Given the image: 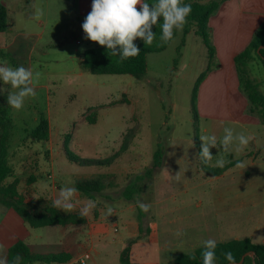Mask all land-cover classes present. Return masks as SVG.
Segmentation results:
<instances>
[{"label":"rangeland","instance_id":"rangeland-1","mask_svg":"<svg viewBox=\"0 0 264 264\" xmlns=\"http://www.w3.org/2000/svg\"><path fill=\"white\" fill-rule=\"evenodd\" d=\"M28 1L44 11L43 29L33 24L43 31L42 38L29 37L26 43L18 38L9 56L12 61L4 58L8 66L14 63L41 73L36 96L27 98L20 110L0 104L12 123L8 164L18 180V192L32 207L40 208L52 203L61 188L74 187L77 181L96 180L101 187L91 192L92 199L77 190L76 207L62 211L80 214L88 200H95L97 206L86 224L37 228L35 234L42 239L29 248L39 255L60 254V241L69 240L78 247L77 258L91 247L86 264H119V252L127 241L140 237L131 248V262L173 264L174 254L191 253L207 239L251 238L252 243L261 244L264 125L218 119L227 114V101L218 87L206 94L200 86L221 63L206 56L194 28L189 27L184 37V28L177 30L164 51L147 54L142 78L92 75L80 68L79 58L84 50L100 45L84 38L76 21L75 0ZM246 75L264 93V65L257 58L247 63ZM224 76V72L219 76L221 81ZM0 86L15 91L2 81ZM212 101L213 106L208 103ZM245 108L242 113L247 115ZM91 116L94 123L88 122ZM40 118L48 122V138L33 142L29 133ZM223 127L254 139L239 154L220 153L245 168L234 165L217 177L213 171L218 167L213 165L222 147L210 149L214 158L205 164L199 156V137L214 134L219 142ZM158 144L163 151L161 167L136 182L133 201L120 198L134 176L151 167ZM178 172L179 181L174 179ZM137 200L150 204L149 211H141ZM107 207L113 213L106 218ZM126 225L136 229L135 237L130 238ZM99 226L100 244L84 234L97 235ZM177 231L183 235L177 236Z\"/></svg>","mask_w":264,"mask_h":264},{"label":"trees","instance_id":"trees-1","mask_svg":"<svg viewBox=\"0 0 264 264\" xmlns=\"http://www.w3.org/2000/svg\"><path fill=\"white\" fill-rule=\"evenodd\" d=\"M227 0H183L184 4H190L192 11L186 18V23L183 26L184 36L194 28V34L201 38L207 50V56L212 59L214 48L210 42V29L208 27L209 18L217 12L222 3ZM150 7L156 0H147ZM7 11L3 6H0V32L8 29L6 15ZM163 23V18H158L157 25H154L152 31L156 34V38L151 45H146L143 40L134 42L140 49V54L135 57L121 60L119 56H113L106 46H94L82 52L79 65L80 68L89 72L92 75H129L134 78H142L146 73V56L150 53L162 52L166 49L169 42L164 43L160 37L162 35L160 25ZM177 30H174L173 38ZM253 58H257L264 65V23L255 31L251 41L247 47L237 54L233 61L237 71L239 88L246 99L245 112L247 115L255 117L260 124L264 125V93L259 91L257 83L247 77V63ZM13 67H17L12 63ZM95 118H88L89 123H94ZM11 119L7 115L5 107L0 105V204L5 205L15 211L21 220L30 228L51 227L54 225H80L85 222V218L78 213L63 214L58 208L53 207L49 203L40 208L32 207L29 202L18 193V180L13 178L12 181L6 182L12 176L11 167L8 164V149L11 134ZM48 122L40 118L37 125L29 133V138L33 142L46 141L48 138ZM68 138L66 136L64 150H66ZM125 149V146L122 147ZM163 151L160 144L153 153L152 165L147 168L142 175L134 176L133 180L126 185L122 190L120 198L133 201L137 192V181H143L150 176L155 169H159L162 164ZM71 162L79 164V161L71 160ZM239 161H230L223 168H217L213 171V175L218 176L228 168L236 165ZM33 180V179H32ZM74 187L86 195L88 198H93L91 192H99L101 190L98 181L84 180L77 181ZM140 237L129 239L126 245L119 252V264H138L131 262L130 253L131 247ZM203 246L196 248L191 253H178L173 256V264H202L201 253ZM231 252L235 262L237 263L245 253H253L252 257L245 256L241 264H264V244H254L249 238L228 240L217 242L216 248V264H229L225 259L224 253ZM21 256V264H66L71 260V255L68 253L39 255L34 253L23 241L18 240L12 244L6 253L9 264L13 257ZM195 256V259L189 257ZM74 264H79L75 262Z\"/></svg>","mask_w":264,"mask_h":264},{"label":"clouds","instance_id":"clouds-1","mask_svg":"<svg viewBox=\"0 0 264 264\" xmlns=\"http://www.w3.org/2000/svg\"><path fill=\"white\" fill-rule=\"evenodd\" d=\"M139 5V10L137 6ZM192 7L184 4L183 0H156L151 4L147 0H92L91 11L86 16L82 29L85 39L106 46L113 56H119L121 60L138 56L140 49L134 44L136 38L142 39L146 45H151L156 38L152 28L157 25L158 18H163L160 25L162 35L160 39L167 43L173 39L174 30H182L186 23V18L190 15ZM44 15L40 6H35L33 18L39 21ZM41 73L35 72L24 66L11 67L7 61L0 62V81L7 88H0V92H7V103L10 107L20 110L29 97H35V84L38 83ZM224 135L217 140L216 135H201L202 141L199 156L205 164L213 161L214 156L210 149L221 148L222 151L215 159L213 167L223 168L226 163H230L220 153L235 151L237 154L243 151L254 139L252 135L243 132H235L230 127H223ZM237 168L244 169L245 165L238 162ZM174 179L180 180V173H176ZM77 192L75 187H63L60 189L57 198L53 201V207L65 213L71 212L77 201L74 196ZM95 200H88L80 210L81 217H87L96 208ZM137 206L143 212H148L151 205L137 200ZM113 209L107 207L106 218L111 216ZM177 236L183 235L180 231ZM217 242L214 239L203 241L202 264H216ZM225 259L229 264H236L231 252L224 253ZM195 259V256L189 257ZM21 256L13 257L11 264H21ZM0 264H9L6 255H0Z\"/></svg>","mask_w":264,"mask_h":264},{"label":"crops","instance_id":"crops-1","mask_svg":"<svg viewBox=\"0 0 264 264\" xmlns=\"http://www.w3.org/2000/svg\"><path fill=\"white\" fill-rule=\"evenodd\" d=\"M25 1L27 5H24L23 0H0V6H3L7 11L6 18L9 26L7 30L0 32V62L5 61L4 57L6 56L12 61L9 56L13 55L11 49L13 45L17 43L18 38H22L24 42L29 37H36L37 39L42 38L43 31H37L35 26L42 27L43 29L44 22L42 19L37 21L33 18L35 8L34 6L28 5V0ZM91 5L92 0H75L76 21L81 29L86 16L91 11ZM137 8L139 10V5ZM262 23H264V0H227L221 4L215 15L209 18L208 27L210 29V42L214 48L212 59L220 62L221 67L206 77L205 81L200 86V92L205 88L207 94L209 89L215 86L219 88L221 91L220 95L222 98L224 96L223 100L227 101L229 109L224 117L218 119L230 120L248 125L260 124L257 118L242 113L246 105V99L241 93H236L239 82L233 59L247 47L253 34ZM33 24H35V26ZM182 34L184 37V33ZM140 40L142 39L136 38L134 42ZM76 44H79V41H76ZM223 72L225 76L221 81L219 76L222 75ZM201 97L202 96H200V99ZM6 98V94L0 92V104L7 103ZM208 103L213 106V101ZM222 174L217 177L222 176ZM11 177L15 178L13 175ZM239 199H243V196H239ZM60 211L62 212V210ZM84 218L85 222L80 225H84L88 222L86 217ZM99 219L96 220L98 225H100ZM70 226L76 225H54L51 227L70 228ZM34 230L35 228L27 226L13 209L0 204V255H6L8 248L18 240L23 241L28 247H30V243L36 245L35 241L37 239H42V237L36 235ZM127 230L129 231L130 238L135 237L136 229H133V227H127ZM150 233L151 229L149 230V234ZM84 234H88V238H91L92 240L93 238H97L98 244H100V226L97 235H95V233L92 235L91 232H86ZM233 240L238 239L234 238ZM60 243L62 253H68L71 255V260L66 264H74L81 258V256L85 253L89 255V252L91 251L90 247L89 250H84L85 252L77 258L78 247L77 245H74V242L65 240L63 242L60 241ZM94 243L95 242L91 241V246H93ZM135 244H133L132 247ZM261 244H264V239L261 240Z\"/></svg>","mask_w":264,"mask_h":264},{"label":"built area","instance_id":"built-area-1","mask_svg":"<svg viewBox=\"0 0 264 264\" xmlns=\"http://www.w3.org/2000/svg\"><path fill=\"white\" fill-rule=\"evenodd\" d=\"M88 258H89V255L85 253L83 256H81V258L77 262L79 264H86V261L88 260Z\"/></svg>","mask_w":264,"mask_h":264},{"label":"water","instance_id":"water-1","mask_svg":"<svg viewBox=\"0 0 264 264\" xmlns=\"http://www.w3.org/2000/svg\"><path fill=\"white\" fill-rule=\"evenodd\" d=\"M245 256L252 257L253 253H245L236 264H241L243 262V259H244Z\"/></svg>","mask_w":264,"mask_h":264}]
</instances>
